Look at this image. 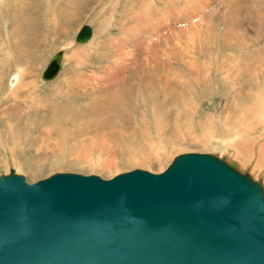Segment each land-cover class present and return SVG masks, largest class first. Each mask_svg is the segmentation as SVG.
<instances>
[{"label": "rangeland", "instance_id": "374dc122", "mask_svg": "<svg viewBox=\"0 0 264 264\" xmlns=\"http://www.w3.org/2000/svg\"><path fill=\"white\" fill-rule=\"evenodd\" d=\"M236 6L175 0L172 20L158 0H2L0 175L14 168L29 183L57 172L110 179L137 168L159 173L179 154L209 152L264 183L252 172L257 156H248V168L237 154L247 131L251 143H264V73L252 67L264 66V0ZM85 24L94 36L76 43ZM59 50L63 70L43 81ZM160 61L167 65L153 73ZM10 68L25 70L15 96L4 91ZM50 95L58 105L45 108ZM18 101L20 113L9 112ZM96 101L103 108L90 111ZM79 108L81 117L71 114Z\"/></svg>", "mask_w": 264, "mask_h": 264}, {"label": "water", "instance_id": "95a60500", "mask_svg": "<svg viewBox=\"0 0 264 264\" xmlns=\"http://www.w3.org/2000/svg\"><path fill=\"white\" fill-rule=\"evenodd\" d=\"M92 36L85 24L76 42ZM0 264H264V185L209 152L110 179L57 172L29 183L11 168L0 175Z\"/></svg>", "mask_w": 264, "mask_h": 264}, {"label": "bare ground", "instance_id": "6f19581e", "mask_svg": "<svg viewBox=\"0 0 264 264\" xmlns=\"http://www.w3.org/2000/svg\"><path fill=\"white\" fill-rule=\"evenodd\" d=\"M2 0H0V2H1ZM72 2H73V0H71ZM161 1H163L164 2V9L166 8L167 9V11L168 12H170V15L168 14V16H170V17H172V20L174 19V15H173V4H174V1L175 0H158V2H161ZM238 1V4H239V6H236V10H238L239 9V12L241 11V10H243L244 9V7L246 6V2H247V0H237ZM19 2V1H18ZM68 4V3H67ZM229 4V3H228ZM69 5V4H68ZM155 6V5H154ZM144 7V6H143ZM231 8V7H230ZM255 8V7H254ZM66 8H64V10H65ZM155 9V17H157L158 18V21L161 19L160 17V15L161 14H159L160 12H159V7H158V9L156 8V6L154 7V8H152V14H154V10ZM247 9V8H246ZM253 9V8H252ZM64 10H63V12L62 13H64ZM234 10V9H233ZM161 11V10H160ZM235 11V10H234ZM250 11V10H249ZM65 12H67V11H65ZM162 12V11H161ZM165 12V11H164ZM163 12V13H164ZM68 13V12H67ZM71 14V13H70ZM70 14H68V15H70ZM249 14V13H248ZM251 14V13H250ZM163 15V14H162ZM260 15V14H259ZM258 15V16H259ZM63 16H65V15H63ZM165 16V15H164ZM167 16V15H166ZM262 16H263V12H262ZM67 18V20L69 21L71 18H70V16L68 17H66ZM160 18V19H159ZM264 18V17H263ZM74 19V18H73ZM166 19V18H165ZM164 19V20H165ZM145 20V19H144ZM162 20V19H161ZM168 20H169V17H168ZM167 21V20H166ZM170 21H171V19H170ZM7 21L5 20V16H1L0 15V29L1 30H3V37H2V40H3V42H8V34H6V23ZM66 27V26H65ZM82 28V27H81ZM80 28V29H81ZM93 36H94V27H93ZM93 36H92V38H93ZM92 38H91V40H92ZM35 38H33V40H34ZM192 39V38H191ZM10 41V40H9ZM18 41V40H17ZM20 42V41H19ZM18 43V42H17ZM8 44V43H7ZM9 44H10V42H9ZM73 44V43H72ZM71 45V44H70ZM8 48H9V46L10 45H6ZM23 48H25V47H23ZM25 49H27V48H25ZM26 51V50H25ZM64 51V50H63ZM12 53V52H11ZM64 56H66V53H65V51H64ZM64 56H63V64H64V62H66L65 61V59H64ZM52 58V57H51ZM50 58V59H51ZM66 58V57H65ZM168 59V58H167ZM48 63V62H47ZM167 65V63H164V62H158L157 63V65L155 66V67H153V69H152V72L153 73H156V74H158L159 73V71H160V69L162 70V68L163 67H165ZM253 65V64H252ZM251 65V66H252ZM190 66V65H189ZM191 67H192V65H191ZM253 67V69H254V74H256V75H258V74H262V73H264V66L263 67H261L260 65H254V66H252ZM25 71V70H24ZM24 71L22 72V70H18V69H16V68H10V71H9V73H8V76H7V78H6V81H5V86H4V91H5V93L8 95V94H11L12 92H14V96L17 94V93H15L16 92V90H17V88L20 86V84L21 83H23V74H24ZM116 71H121V69L120 68H116ZM108 74H110L109 73V71L107 72ZM26 74V73H25ZM57 78V77H56ZM123 78V77H122ZM114 79H117V78H114ZM117 81V80H116ZM180 81V80H179ZM182 82V81H181ZM185 82V81H184ZM87 83V82H86ZM81 84V83H80ZM83 84V83H82ZM82 86V85H81ZM23 90V88H20V89H18L17 90V92L18 93H20L21 91ZM51 102V103H50ZM44 103H46V106H45V108L47 107V105H49V104H52V106H56V105H58V104H56V101H54V99H53V95H50L47 99H46V102H44ZM22 104L23 103H20L19 101H18V104L16 105H13V104H10V105H8V106H6V108L8 107L9 109H8V111L9 112H11V111H13V112H15V111H18V113H20L19 111H20V109L22 108ZM92 104H93V102H92ZM24 105V104H23ZM20 106H21V108H20ZM87 106H89V110L90 111H92V110H94V111H96V110H98V109H100V108H103V106L104 105H102V104H100V103H97V101H96V103H94L93 104V106H91V104L89 103ZM29 107V106H28ZM65 107H67V106H65V104H61V108H65ZM1 108H2V106H1ZM31 108V107H30ZM29 108V109H30ZM76 108V107H75ZM124 108V107H123ZM26 109H28V108H26ZM26 109H22L23 111L24 110H26ZM77 109V108H76ZM75 109V112H71V114H75V115H80V117L84 114V113H82L81 111V109L79 108V111L78 110H76ZM108 109V108H107ZM5 110V109H4ZM32 109H30V111H31ZM88 110V111H89ZM38 111V110H37ZM68 111V110H67ZM73 111V110H72ZM28 112H29V110H28ZM27 112V113H28ZM34 112V111H33ZM55 112V111H54ZM67 113V112H66ZM4 112H3V110H0V124L2 125L3 123L2 122H4L5 121V119H4ZM6 115H7V113H6ZM21 115V114H20ZM45 115V114H44ZM54 115H55V113H54ZM64 115V114H63ZM56 116V115H55ZM109 116V115H108ZM71 118V117H70ZM56 119V118H55ZM6 122V121H5ZM253 123V122H252ZM238 125H239V123H238ZM245 126H247V125H245ZM249 127H250V125H248ZM237 127H239V126H237ZM248 127V128H249ZM255 127V126H254ZM258 128V127H257ZM256 127H255V129H257ZM250 130H251V128H250ZM253 130V129H252ZM251 132H249V131H247V140L246 139H244V140H242L241 142H240V145L237 147V148H239V151H238V157H240V158H242L244 161H245V164L246 163H248L247 164V167L248 168H251V166H250V162H249V160H248V156L249 155H251V154H253V155H256L257 156V164L253 167V170H252V172H253V174L254 175H258V176H262L263 178H264V143H263V141H259L258 140V138H257V136H254V137H252V138H250V139H255V138H257V139H255V141H253L252 143L249 141V134H250ZM47 146H49L48 144H47ZM225 151V150H224ZM231 156V155H230ZM233 157V156H232ZM231 157V158H232ZM236 159V158H235ZM243 162V161H242ZM244 166L242 163H240V166ZM241 166V167H242ZM243 168V167H242ZM247 168V169H248ZM241 169V168H240ZM263 185H264V183H263Z\"/></svg>", "mask_w": 264, "mask_h": 264}]
</instances>
